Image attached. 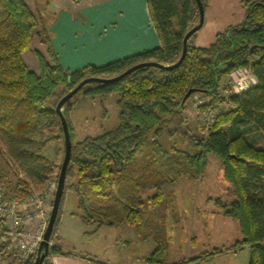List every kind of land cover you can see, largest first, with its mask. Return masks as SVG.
<instances>
[{
    "label": "trees",
    "instance_id": "16d2710c",
    "mask_svg": "<svg viewBox=\"0 0 264 264\" xmlns=\"http://www.w3.org/2000/svg\"><path fill=\"white\" fill-rule=\"evenodd\" d=\"M30 1L0 0V141L26 177L15 185L22 195L30 183H41L52 173L53 163L43 151L59 136L49 130L51 125L56 124L63 134L55 111L57 101L86 77L111 78L141 62L174 64L180 57L184 34L199 17L195 0H146L157 47L103 65L68 70L59 64L41 16L32 10ZM200 1L205 8L208 0ZM241 4L245 14L238 26L217 32L207 46L193 45L188 39L185 55L176 67H139L119 80L89 82L77 90L75 94L117 93L118 123L73 142L65 119L71 142L65 179L74 176L75 181L65 186L64 180L50 240L64 192L69 189L75 195V214L84 223L95 228L129 225L142 239L155 244L145 257L146 263L167 264L166 226L175 215V182L182 177H199L207 157L214 155L231 196L228 201L216 198L214 204L237 222L241 236L229 249L246 246L250 251L248 264H264V148L256 147L264 140V0H242ZM34 39L46 47L45 53L32 47ZM26 52L33 55L37 70L24 62L22 54ZM239 67L248 68L256 84L229 96L234 107L226 114H217L205 136L182 131L181 112L186 100L194 93L216 99L222 75ZM190 89L191 94L182 101ZM170 123L186 137L193 151L161 145L159 138L170 132ZM5 183L8 185L6 179ZM8 249L5 222L0 220V261L10 257ZM219 251L174 264L197 263ZM53 255L68 253L51 245L40 264H52Z\"/></svg>",
    "mask_w": 264,
    "mask_h": 264
},
{
    "label": "rangeland",
    "instance_id": "374dc122",
    "mask_svg": "<svg viewBox=\"0 0 264 264\" xmlns=\"http://www.w3.org/2000/svg\"><path fill=\"white\" fill-rule=\"evenodd\" d=\"M70 1L79 2V0ZM236 1L238 3L237 7L238 5L240 6L244 17L245 8L241 4L242 0ZM30 2L28 4L32 10L41 16L54 50L56 44H58L57 39L69 38L71 31L79 32L81 25L79 26L76 22L73 23L67 20L62 25L63 20H57L53 24L58 11V3L55 0H31ZM224 4V0L212 1L211 7L204 15L203 25L195 32L196 34L194 33L195 35L189 38L191 44L196 45L194 40L200 38V42L203 41L205 46H207L213 41L214 32L223 31L227 27L238 26L241 23L240 21L234 25L229 24L227 26L234 16H238L239 12L235 2L228 0L226 6ZM121 22L114 23L116 24L114 26L119 30L120 28L122 29ZM60 26H63V28L68 27V29L64 30L66 36L61 34L62 29ZM101 26L100 29H95V33L107 34L112 28L110 23ZM32 47L39 50L42 49L43 53L46 52V47L36 39H34ZM26 53L22 54V58L32 67L30 57ZM29 54L33 57L31 53ZM251 59H255V57H251ZM84 65L82 64L79 68ZM240 68L244 69L243 67ZM65 69L70 70L69 68ZM236 69L222 75L216 99L209 100V97L204 94L194 93L186 100L181 112L183 119L180 128L182 131L196 137H203L214 122L217 114H226L232 109L226 100L233 92L230 73ZM35 70H37V67ZM246 71L250 73L248 68H246ZM117 98V93L95 95L78 93L69 98L62 105L61 110L69 123L73 142H77L86 136H95L114 127L118 123L117 113L119 109L116 105ZM199 100H201L200 103ZM167 129L170 132L164 130L166 132H163L159 138V142L164 148L177 147L193 151L186 137L182 133L174 131V124L170 123ZM49 130L55 135L59 134L43 151V154L53 163L51 175L41 183H30L29 190L22 195L16 190L15 185L18 179L25 180L26 177L7 156L6 149L0 141V170L2 174V176L0 175V185L3 186L5 196L8 198L21 200L32 191L40 194L44 200L45 207L47 206L50 210L64 147L63 134L59 133L56 124L51 125ZM256 147L264 148V140H260ZM5 179L8 181V185L5 183ZM74 181V176H67L65 186H69ZM174 195L173 211L175 215L168 222V226H166L168 242L164 261L167 264L190 260L193 257L210 253L214 249L220 251L197 263L186 262L184 264H248L250 255L248 247L244 246L236 251L229 249L232 244L241 238L237 222L230 217L224 216L214 204L216 198L228 201L231 197L229 184L222 176L221 164L214 155L207 157L204 171L199 177L177 179L174 186ZM62 202L69 206L71 205V207L75 205L76 208L75 195L69 189L65 190ZM138 234L131 226L121 225L113 226L112 228H96L88 233H81L77 238L68 241H72L77 249H91L90 251H92L93 255L103 258L112 257L116 264H147L145 257L150 254L155 244L151 239H142ZM54 238L53 235L50 240L52 241L50 246L54 245ZM8 259L4 261L7 262ZM33 260L34 258L31 259V261ZM0 263L2 262L0 261Z\"/></svg>",
    "mask_w": 264,
    "mask_h": 264
},
{
    "label": "crops",
    "instance_id": "0c3cea01",
    "mask_svg": "<svg viewBox=\"0 0 264 264\" xmlns=\"http://www.w3.org/2000/svg\"><path fill=\"white\" fill-rule=\"evenodd\" d=\"M55 1L58 3V11L53 24L56 23L57 20H63V25L64 22L68 20L69 22H76L79 26L81 25L77 33L70 30L72 33H69V38L57 39L58 44H56V51H54L56 52L59 64L63 68L75 70L86 63L100 65L159 45L157 35L148 16L146 0H79L78 3H74L70 0ZM212 1L213 0L207 1L204 15L211 7L210 4ZM224 1V6H226L228 0ZM230 1L236 3V8L239 13L238 16L236 15L233 17V20L229 22L227 26L229 24L234 25L240 21L242 22L243 19V13L241 12L240 6L238 5L237 7V1ZM118 21H122V29L120 28V30L114 26L116 25L114 23ZM107 23L112 24L109 33H95V29H100L102 27L101 25ZM60 27L62 29L61 34L66 36L64 30L68 29V27ZM217 32L221 31H216L214 34ZM197 39L199 41L195 39L194 44L197 46H205L203 41L200 42V38ZM39 51L42 52V49ZM26 54L30 57V64H32V67L25 61L24 62L31 70L35 71L36 62L34 57H31L28 52ZM61 205L62 209L60 210L56 225L53 243L63 252L68 253V255H53L51 256V263L116 264L112 257L103 258L93 255L92 251H90L91 249H77L72 241H68L77 238L81 233H88L96 228L94 224L84 223L80 217L75 214L77 212L75 205L71 207V205L69 206L65 204V202H62ZM101 227L112 228L113 226H100L97 229Z\"/></svg>",
    "mask_w": 264,
    "mask_h": 264
},
{
    "label": "built area",
    "instance_id": "2783aa9c",
    "mask_svg": "<svg viewBox=\"0 0 264 264\" xmlns=\"http://www.w3.org/2000/svg\"><path fill=\"white\" fill-rule=\"evenodd\" d=\"M230 77L232 95H239L256 84L255 77L251 72L247 73L246 68H237L230 73ZM226 102L231 108L234 107L229 98ZM28 194L21 200L8 198L0 185V220L5 222L10 254L8 261H1L0 264H25L35 258L34 254L36 256L50 210L45 207L40 194L33 191Z\"/></svg>",
    "mask_w": 264,
    "mask_h": 264
},
{
    "label": "water",
    "instance_id": "95a60500",
    "mask_svg": "<svg viewBox=\"0 0 264 264\" xmlns=\"http://www.w3.org/2000/svg\"><path fill=\"white\" fill-rule=\"evenodd\" d=\"M195 2L197 4V8H198V15H199L198 21L192 28H190L184 34L183 39H182V51H181L180 57L178 58V60L174 64L165 66V65H161L159 63L152 62V61L141 62V63H138V64H135V65L128 67L127 69H125L120 74L113 76L111 78L86 77V78L82 79L81 81H79L72 89H70L67 93H65L57 101V103L55 105V111L59 117V121H60L61 128L63 131V144H64L63 145V147H64L63 158H62V162L60 165V169H59V173H58V177H57V181H56V186H55V190H54V194H53V199H52V203H51L49 217L47 220L46 227H45L43 234H42V239L39 242L33 264H40L42 259L46 255H48L49 247H50V243H49L50 234L52 232L53 225H54V222L56 219V215H57V211H58V207H59V203H60V198H61V194H62V190H63V186H64L65 171H66V167H67L69 157H70L71 142H70V138H69L67 123H66V120H65L64 115H63L62 110H61L62 105L69 98H71L77 92V90L80 87H82L86 83H89V82H104V83H106V82L116 81V80H119L121 77H123V76L129 74L130 72L134 71L135 69H137L139 67H144V66H157V67H164L166 69H171L173 67H176L181 62V60L183 59V57L185 55L187 40L189 39V37L193 33H195L202 26V23H203L204 8H203L200 0H195ZM191 92H192L191 89L188 90L184 94L182 101H184L191 94Z\"/></svg>",
    "mask_w": 264,
    "mask_h": 264
}]
</instances>
